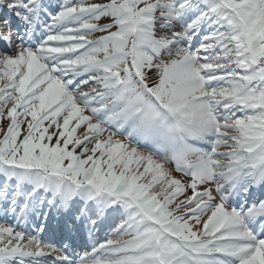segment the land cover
I'll return each instance as SVG.
<instances>
[{
	"label": "snow or ice",
	"instance_id": "6c2138e0",
	"mask_svg": "<svg viewBox=\"0 0 264 264\" xmlns=\"http://www.w3.org/2000/svg\"><path fill=\"white\" fill-rule=\"evenodd\" d=\"M0 216V264H264V0H0Z\"/></svg>",
	"mask_w": 264,
	"mask_h": 264
},
{
	"label": "rangeland",
	"instance_id": "374dc122",
	"mask_svg": "<svg viewBox=\"0 0 264 264\" xmlns=\"http://www.w3.org/2000/svg\"><path fill=\"white\" fill-rule=\"evenodd\" d=\"M94 2H107V0H95ZM106 20H101L100 23H106ZM97 35H100V33H98Z\"/></svg>",
	"mask_w": 264,
	"mask_h": 264
}]
</instances>
